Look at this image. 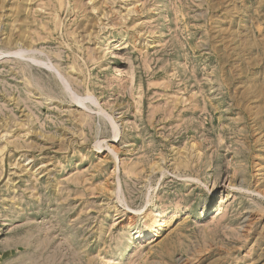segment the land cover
Segmentation results:
<instances>
[{"label": "rangeland", "instance_id": "374dc122", "mask_svg": "<svg viewBox=\"0 0 264 264\" xmlns=\"http://www.w3.org/2000/svg\"><path fill=\"white\" fill-rule=\"evenodd\" d=\"M0 264H264V0H0Z\"/></svg>", "mask_w": 264, "mask_h": 264}, {"label": "bare ground", "instance_id": "6f19581e", "mask_svg": "<svg viewBox=\"0 0 264 264\" xmlns=\"http://www.w3.org/2000/svg\"><path fill=\"white\" fill-rule=\"evenodd\" d=\"M221 200H222V201H221ZM221 200H220L221 202H224V201H225L224 197H222ZM221 202H220V203H221ZM130 223H131V222H130ZM131 224H132V223H131ZM131 224H130V225H131ZM160 227H161V224L158 223V221H156V222L154 221V222L151 224V226L148 227V232H149L148 234L152 235L151 233H153V234L156 233V232L159 230ZM148 234H147V235H148Z\"/></svg>", "mask_w": 264, "mask_h": 264}]
</instances>
